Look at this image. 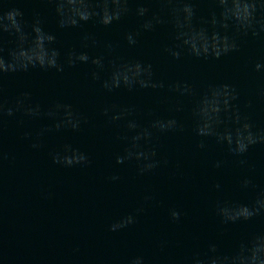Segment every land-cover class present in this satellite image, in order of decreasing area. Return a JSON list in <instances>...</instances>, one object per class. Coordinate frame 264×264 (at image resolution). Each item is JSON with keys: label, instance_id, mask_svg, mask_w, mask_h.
<instances>
[{"label": "water", "instance_id": "water-1", "mask_svg": "<svg viewBox=\"0 0 264 264\" xmlns=\"http://www.w3.org/2000/svg\"><path fill=\"white\" fill-rule=\"evenodd\" d=\"M140 2L130 0L129 13L110 26L89 21L60 29L55 7L47 0H8V6L20 7L29 22L39 13L45 30L57 36L62 52L75 48L94 57L104 53V43H117L120 56L152 63L156 78L165 83L163 89L129 92L121 88L106 93L100 81L92 79L95 66L90 62L66 66L63 72L35 68L0 75V95L8 104L30 92L31 102L43 110L56 102L67 103L86 120L79 131H57L54 121L43 115L27 117L18 112L0 118V214L52 264H131L136 256H143L145 264H192L193 256L203 253L209 242L229 249L242 238L264 233V216L223 224L215 213L218 200L250 204L264 190V144L249 148L242 157L247 161L244 165L211 138L205 150L198 149L200 138L190 118L192 100L168 89L174 81L190 83L197 92L209 83L234 85L241 110L255 128H264V72L255 70L257 62H264V37H243L237 51L219 59L183 55L176 60L164 51L172 43L168 25L141 31L137 44L128 45L126 33L140 30L142 23L136 15ZM195 2L199 14L207 16L210 0ZM146 6L150 14L160 11L157 0H146ZM85 32L95 34L96 47L81 48ZM4 40L7 56L11 37L5 33ZM112 105L117 110L135 109V118L142 124L154 116L174 117L184 124L182 130L156 134L152 145L158 167L140 174L134 160L116 163L125 147L117 137L126 129L124 121L109 123L102 114ZM178 105L184 110L175 111ZM45 127L52 131L40 136ZM36 142L42 147L32 148ZM65 142L85 151L91 163L70 168L54 164L50 153ZM218 160L223 161L219 168ZM113 175L119 180L112 181ZM246 177L255 188L240 187ZM217 183L220 190L214 187ZM171 210L181 212L178 221L171 219ZM128 214L135 215L134 224L109 230Z\"/></svg>", "mask_w": 264, "mask_h": 264}, {"label": "clouds", "instance_id": "clouds-1", "mask_svg": "<svg viewBox=\"0 0 264 264\" xmlns=\"http://www.w3.org/2000/svg\"><path fill=\"white\" fill-rule=\"evenodd\" d=\"M160 11L149 13L146 0H141L136 7V15L142 18L140 30L128 32L125 39L129 46L138 42L141 31H153L159 25H168L171 29L172 43L164 51L173 59L179 60L183 55L195 59H219L240 48V41L249 35L264 37V0H210L207 16L200 15L195 0H157ZM55 7L57 23L60 29L77 28L93 21L98 25L110 26L120 21L130 10V0H47ZM5 8L7 10L5 11ZM11 40V47L5 56L4 34ZM98 41L94 33L85 32L81 38V48H94ZM119 45L113 42L103 44L104 53L90 57L87 51L70 48L62 52L57 46V36L44 28V21L39 13H34L31 22L25 20L20 7L8 6V0H0V75L4 73L28 72L40 68L45 71L54 69L63 72L65 67H75L79 63L90 62L95 66L92 79L100 81L101 89L112 93L117 89L133 92L138 89H163L165 83L155 76L153 64L139 59H125L117 52ZM257 72H264V62L255 64ZM102 73H106L102 77ZM170 92L192 100L190 118L192 130L200 138L197 148L205 150L206 140L211 138L215 144L225 147L239 164L247 163L242 157L249 148L264 144V128H255L247 113L238 103V89L228 83H209L197 92L187 82L174 81L168 84ZM0 88V94H2ZM248 108L252 107L249 101ZM182 105L175 109L183 111ZM22 112L27 117L46 116L54 121L52 127L59 131L68 128L79 131L84 117L76 112L71 104L59 103L43 110L39 103L31 102V93L23 92L14 102L8 104L0 95V118L5 115L14 117ZM62 113V115H61ZM109 123L124 121L126 132L117 138L125 143L123 155L116 156V163L136 161L140 174L150 172L159 166L157 151L152 142L157 133L182 130L184 124L176 118L154 116L147 124L135 118V109L116 105L105 107L102 113ZM45 127L39 133L52 131ZM31 135L25 133V136ZM34 149L42 144L32 143ZM52 162L62 167L88 165L89 155L72 143L65 142L51 153ZM223 161H217L221 167ZM112 181L119 180L113 175ZM217 190L221 185L214 186ZM242 189L255 188L251 178L240 181ZM139 211V210H138ZM215 213L223 224L249 221L254 217L264 216V190L257 193L250 204L238 203L229 199L218 200ZM173 221H178L181 212L170 211ZM136 222L134 214H128L113 222L109 230L116 232ZM131 264H145L143 256H136ZM192 264H264V233H256L240 239L235 246L222 249L216 242H209L203 253H196Z\"/></svg>", "mask_w": 264, "mask_h": 264}]
</instances>
